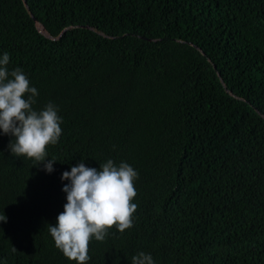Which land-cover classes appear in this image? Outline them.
<instances>
[{
	"label": "trees",
	"instance_id": "1",
	"mask_svg": "<svg viewBox=\"0 0 264 264\" xmlns=\"http://www.w3.org/2000/svg\"><path fill=\"white\" fill-rule=\"evenodd\" d=\"M5 52L62 134L48 173L0 130V264H76L48 231L61 177L109 159L138 207L88 264H264V0H0Z\"/></svg>",
	"mask_w": 264,
	"mask_h": 264
},
{
	"label": "clouds",
	"instance_id": "2",
	"mask_svg": "<svg viewBox=\"0 0 264 264\" xmlns=\"http://www.w3.org/2000/svg\"><path fill=\"white\" fill-rule=\"evenodd\" d=\"M10 56L0 58V130L15 139L9 149L15 157H26L40 163L51 173L55 159H47L49 145L58 143L62 134V118L51 102L41 111L33 109L38 91L22 69L9 72ZM138 172L122 162L116 166L109 159L97 168L86 167L83 161L65 171L62 180L70 181L63 187L67 194L64 211L55 226L49 225L55 246L70 261L88 264L89 246L93 240L103 242L110 229L123 233L133 227L138 205L135 181ZM6 222V216H0ZM15 251V247L13 248ZM131 264H154L151 254L134 255Z\"/></svg>",
	"mask_w": 264,
	"mask_h": 264
}]
</instances>
